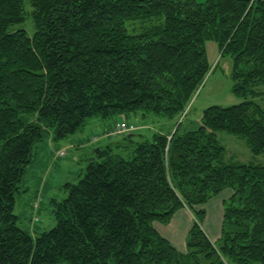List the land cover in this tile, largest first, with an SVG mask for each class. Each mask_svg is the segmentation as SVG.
<instances>
[{
	"label": "trees",
	"instance_id": "obj_1",
	"mask_svg": "<svg viewBox=\"0 0 264 264\" xmlns=\"http://www.w3.org/2000/svg\"><path fill=\"white\" fill-rule=\"evenodd\" d=\"M27 15L33 35L11 30ZM151 16L162 23L128 31L127 21ZM209 40L233 57L242 102L208 106L199 127L180 122L122 153L98 148L52 200L53 228L33 236L19 225L17 194L38 142L94 116H180L211 69ZM262 83L264 0H0V264H264V165L226 161L217 138L234 134L264 154ZM226 189L215 243L205 204ZM184 208L195 221L182 251L156 224Z\"/></svg>",
	"mask_w": 264,
	"mask_h": 264
},
{
	"label": "rangeland",
	"instance_id": "obj_2",
	"mask_svg": "<svg viewBox=\"0 0 264 264\" xmlns=\"http://www.w3.org/2000/svg\"><path fill=\"white\" fill-rule=\"evenodd\" d=\"M198 1L205 2L206 0ZM25 10L26 14L30 13L32 10L30 3L25 5ZM27 17L25 23L16 25L11 30L26 27L29 35H33L35 32L33 20L30 16L27 15ZM160 23L162 20L151 16L129 20L126 27L131 34H137ZM206 50L211 69L205 82L195 93L191 104L186 109L187 111H184L180 116L171 118L164 114L145 111L142 108L115 117L94 116L89 118L80 130L67 138L56 140L54 134L50 132L43 141L38 142L33 150V161L26 167L23 174L21 192L17 194L15 213L19 215V225L30 230L33 236L53 228L56 225V219L53 214L52 200H62L68 195L63 188L65 183L78 180L81 173L86 169L89 158H99L98 148L103 149L112 146L114 152L122 153L126 151L125 146L132 147L140 141L152 140L154 133L158 131L171 132L180 122H182L183 129L190 130L199 127L202 124L203 110L208 106H231L242 102L244 98L233 92V57L221 55L219 46L214 40L206 42ZM257 90L260 93L255 96L254 101L264 109V83L260 84ZM124 118L129 123L135 124L138 129L133 132L113 134L111 131L115 128L116 123ZM106 131L107 133L111 132L109 136H105ZM93 134H96L97 139L98 136H102L101 140L92 142L85 149L78 150L75 147L71 148V146L62 149L68 140H73L77 144L82 136V139L88 137V141H90ZM217 138L226 147V161L237 160L264 165V154H253L244 139L225 131H217ZM60 149L65 154L56 158V153ZM74 155L79 156L77 162L73 160ZM54 161L56 162L54 163ZM223 193V195L229 193L228 197H230L232 189H226ZM216 199L214 197L205 204L208 215L205 228L213 238H216L221 219L216 209ZM36 215L40 218L39 221H35ZM35 227L36 232L34 231ZM174 242L179 246L181 244L176 239Z\"/></svg>",
	"mask_w": 264,
	"mask_h": 264
},
{
	"label": "crops",
	"instance_id": "obj_3",
	"mask_svg": "<svg viewBox=\"0 0 264 264\" xmlns=\"http://www.w3.org/2000/svg\"><path fill=\"white\" fill-rule=\"evenodd\" d=\"M174 130H171V132H173ZM106 135H110V133L107 131L105 132V136ZM94 137H97L96 134H93L91 136V139L90 141H88V137H84L82 139V136L80 138V140H78L77 144H75V142L73 140H68L65 145L62 147V149H64L65 147H68V146H71V148L75 147L77 148L78 150L80 149H85L87 148L92 142H99L101 140V137L102 136H98V139L97 141H94L93 138ZM64 143V142H63ZM62 149L58 150L57 153H56V158H60V155H59V152L62 151ZM67 149V148H66ZM79 159V156L78 155H74L73 156V160L74 161H78ZM91 159V158H89ZM56 160V159H55ZM56 161H54L55 163ZM225 191V190H224ZM223 191V192H224ZM221 192V196L220 194L215 196V198H217V211L218 213L220 214L221 216V219H220V228L219 230H217V234H216V238H213L211 236L210 233H208V231L206 230L205 228V224L207 222V219H208V215L206 214V217H205V220H204V224H203V228L204 230L206 231V233L209 235L210 239L215 242L216 240L219 239L220 237V234H221V224H222V217H223V206L224 205V201L229 198V193H226L225 195H223L224 193ZM233 192V191H232ZM214 198V197H213ZM215 201V200H214ZM195 221V216L194 214L189 210V209H181L179 210L175 216L173 217L172 221L167 224V225H164V224H160V223H157L156 224V228L163 234L165 235L167 238H169L174 244V240L176 239V241L180 244L177 245L175 244V246L177 248H179L180 250L184 251L186 250V246H185V241H186V236H187V233L189 231V229L191 228V226L193 225V222ZM206 221V222H205ZM36 228V227H35ZM219 232V233H218Z\"/></svg>",
	"mask_w": 264,
	"mask_h": 264
},
{
	"label": "built area",
	"instance_id": "obj_4",
	"mask_svg": "<svg viewBox=\"0 0 264 264\" xmlns=\"http://www.w3.org/2000/svg\"><path fill=\"white\" fill-rule=\"evenodd\" d=\"M137 129H138V128H137L136 125H134V124H132V123H129L128 121H124V120H122V121H118V122L116 123V126H115V128L113 129L112 133H113V134H121V133H126V132H133V131H135V130H137ZM93 140L96 141L97 138L94 137ZM64 154H65L64 151H61V152L59 153V155H62V156H63Z\"/></svg>",
	"mask_w": 264,
	"mask_h": 264
}]
</instances>
